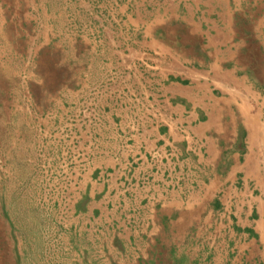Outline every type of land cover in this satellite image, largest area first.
Here are the masks:
<instances>
[{"label":"crops","instance_id":"obj_1","mask_svg":"<svg viewBox=\"0 0 264 264\" xmlns=\"http://www.w3.org/2000/svg\"><path fill=\"white\" fill-rule=\"evenodd\" d=\"M43 1L70 8L72 97L101 87L70 126L68 261L264 264V0Z\"/></svg>","mask_w":264,"mask_h":264},{"label":"rangeland","instance_id":"obj_2","mask_svg":"<svg viewBox=\"0 0 264 264\" xmlns=\"http://www.w3.org/2000/svg\"><path fill=\"white\" fill-rule=\"evenodd\" d=\"M43 3L0 0V264H77L68 261L64 246L78 241L70 233L72 212L90 199L77 198L81 155L75 158L78 139L70 126L74 109L79 114L94 109V91L101 87L85 86L72 97V87L78 89L74 81L80 84L82 75H73L68 64L70 40L55 37L72 28L70 8L67 18L57 15L59 7ZM101 223L91 220L99 239ZM8 238L15 247L8 248ZM58 246L66 253L61 263ZM94 250L95 255L107 251ZM117 257L107 263L101 255L90 264H120Z\"/></svg>","mask_w":264,"mask_h":264}]
</instances>
